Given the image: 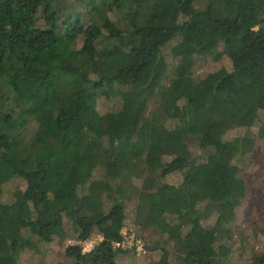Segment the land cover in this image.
I'll return each instance as SVG.
<instances>
[{
  "label": "trees",
  "instance_id": "trees-1",
  "mask_svg": "<svg viewBox=\"0 0 264 264\" xmlns=\"http://www.w3.org/2000/svg\"><path fill=\"white\" fill-rule=\"evenodd\" d=\"M189 52L232 68L180 74ZM258 139L264 0H0V264L94 233L70 264H130L131 211L148 264H264L231 229Z\"/></svg>",
  "mask_w": 264,
  "mask_h": 264
},
{
  "label": "rangeland",
  "instance_id": "rangeland-1",
  "mask_svg": "<svg viewBox=\"0 0 264 264\" xmlns=\"http://www.w3.org/2000/svg\"><path fill=\"white\" fill-rule=\"evenodd\" d=\"M175 17L180 22L185 19L179 12H176ZM222 68L231 69L232 63L229 59L223 58L221 60H213L210 58H202L194 52H189L181 65L180 74H190L193 77H205L211 72L219 71ZM175 67L171 68L170 77L173 76ZM152 105V104H151ZM151 108V106H150ZM105 110L102 103H98L97 111L99 114ZM174 149L166 147L162 153L167 159H170L174 154ZM242 177L246 184V197L240 207L236 210V219L233 222L231 229L235 235V249H241L243 244L240 236L246 234L250 238L251 246H254L256 252H264V234L257 233L255 237L254 227H261L264 218V140L258 139L256 147L253 152L248 156L246 165L242 171ZM180 175L173 174L168 176L165 184H175L179 182ZM24 186L23 183L19 185L18 181H12L7 186L10 190L14 191L15 188ZM131 217L126 221L125 227L122 230L124 235V243L121 245L123 249L131 251L135 247L134 254H130L129 261L134 258L130 264H148L152 261H158L161 256V251H146V253H138V246L144 248V244L149 247H155L158 243L162 242V238L157 234L148 233L146 240H135L136 231L132 226L131 219L133 211L130 212ZM102 241V236L94 233L89 240L79 242L74 238L70 239H55L52 243L46 245L42 251L26 250L21 254L20 264H70V259L66 257L65 253L69 246L81 245L83 252H90L97 244ZM145 241V242H144ZM118 246V245H117ZM246 248L248 245L245 246ZM140 248V246H139ZM170 251V259L174 264H180L174 252ZM241 251V250H240ZM132 253V252H130Z\"/></svg>",
  "mask_w": 264,
  "mask_h": 264
},
{
  "label": "built area",
  "instance_id": "built-area-1",
  "mask_svg": "<svg viewBox=\"0 0 264 264\" xmlns=\"http://www.w3.org/2000/svg\"><path fill=\"white\" fill-rule=\"evenodd\" d=\"M118 246H120V245L118 244ZM139 246H140V248H139ZM139 246H138V249H137L138 250V253H140V254L141 253H146L145 252V249L141 245H139Z\"/></svg>",
  "mask_w": 264,
  "mask_h": 264
}]
</instances>
